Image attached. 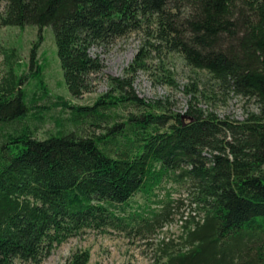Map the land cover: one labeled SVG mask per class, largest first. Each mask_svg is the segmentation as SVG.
Returning <instances> with one entry per match:
<instances>
[{
	"label": "trees",
	"instance_id": "trees-1",
	"mask_svg": "<svg viewBox=\"0 0 264 264\" xmlns=\"http://www.w3.org/2000/svg\"><path fill=\"white\" fill-rule=\"evenodd\" d=\"M4 1L0 26L53 28L74 96L91 91L105 66L92 46L144 30L127 73L152 50L179 52L259 110L243 119L193 102L167 111L137 93L134 76L110 75L91 104L63 99L71 115L39 138L38 123L23 121L26 75L11 68L0 81V264L40 263L88 228L149 236L175 218L171 179L189 185L202 213L182 212L178 237L159 240L163 264H264V0ZM137 193L143 203H132ZM89 259L76 249L64 264Z\"/></svg>",
	"mask_w": 264,
	"mask_h": 264
},
{
	"label": "rangeland",
	"instance_id": "rangeland-1",
	"mask_svg": "<svg viewBox=\"0 0 264 264\" xmlns=\"http://www.w3.org/2000/svg\"><path fill=\"white\" fill-rule=\"evenodd\" d=\"M1 9L5 1L0 2ZM144 30L132 31L115 37L106 45H94L91 53L99 55L105 66L94 74L95 86L81 96L70 93L63 77L53 28L45 25H3L0 26V81L6 78L12 68L17 74L26 75L23 86L26 89L31 109L24 120L38 123L36 136L44 138L58 128V122L71 115V108L63 104H91L96 97L111 87L110 75L134 76V86L141 96L148 100L162 101L167 111H185L193 102L205 110L215 111L221 117L245 118L250 111H258V102L232 90L222 87L210 71L188 64L179 52H149L144 67L136 73L126 69L145 45ZM14 48L15 56L6 55ZM171 197L175 199L174 220L156 232L144 236L109 228L99 230L88 228L71 236L55 247L40 263L19 258L15 264H64L76 249H88V264H163L157 250L161 238L178 237L182 229V212L202 213V209L191 204V193L187 183L173 179L167 181ZM159 197L165 199L167 189L158 188ZM144 197L137 193L132 203H143ZM164 202L156 203L161 207Z\"/></svg>",
	"mask_w": 264,
	"mask_h": 264
}]
</instances>
